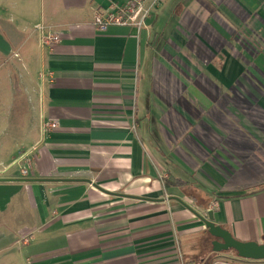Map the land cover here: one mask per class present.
Segmentation results:
<instances>
[{"label":"crops","instance_id":"1","mask_svg":"<svg viewBox=\"0 0 264 264\" xmlns=\"http://www.w3.org/2000/svg\"><path fill=\"white\" fill-rule=\"evenodd\" d=\"M124 1L0 0V73L31 90L0 125L18 150L0 177L39 179L0 182V264H264L210 259L178 200L264 243V0H164L141 28L96 30ZM28 149L30 176L10 172Z\"/></svg>","mask_w":264,"mask_h":264},{"label":"built area","instance_id":"2","mask_svg":"<svg viewBox=\"0 0 264 264\" xmlns=\"http://www.w3.org/2000/svg\"><path fill=\"white\" fill-rule=\"evenodd\" d=\"M164 3V0H125L123 3L113 2L111 7L106 10H97L92 24L96 30L105 32L110 26H136L141 28L147 24V20L152 17L155 11ZM61 38L58 33L50 34L42 39L43 44L52 45L60 42ZM56 123H52L49 127H56ZM29 152L21 154L18 162L24 161L21 168V175L29 177L33 167V160ZM217 204L212 205V209L217 208Z\"/></svg>","mask_w":264,"mask_h":264},{"label":"rangeland","instance_id":"3","mask_svg":"<svg viewBox=\"0 0 264 264\" xmlns=\"http://www.w3.org/2000/svg\"><path fill=\"white\" fill-rule=\"evenodd\" d=\"M41 5V2H40ZM33 27V26H32ZM25 49H23L22 47H20L19 49V54L17 58V60L19 59V61H17L16 63V77L17 79H19V81H21V78L23 76H25V80H30L29 83H36V78L39 77V74L37 75V65L35 63V61L33 60L31 64H26V62L24 61V59L26 58V54L24 53ZM30 65V66H28ZM28 73L30 75H28ZM21 78H20V77ZM8 76H7V72L5 70L4 74L0 73V79L2 81H0V125L1 127H5L7 125V119L9 120V117L11 115V112L13 111L12 109V102H11V97L12 94H14V88L16 90V92H23V94H31V90H25L23 86H20L19 82L16 80L15 84H13L12 80L9 79L8 81ZM23 80V78H22ZM40 80V79H39ZM22 93L20 95H23ZM22 100L18 101V104L21 106L23 104V102H21ZM17 103V102H16ZM25 105H28V108L31 111V114L35 116V119L38 120V117H40V101L35 100V98L31 101V102H27L25 101ZM22 152L19 154V157L15 160L18 161L20 159L21 154L25 153V152H29L30 149L28 150H21ZM14 153V157L17 156L18 150L17 149H10L8 150V152H6V150H0V158H4V161H6L7 159V163L9 161H12L13 158H11L10 155L7 154H13ZM22 163V162H21ZM21 163L17 162V163H9L7 164L5 167H10V172H17L20 170L21 168ZM21 165V166H20ZM204 239H201V242H203ZM213 241V240H212ZM212 241L210 239L207 240V242H203V245L206 247V251H209V253L211 252V257L216 256L217 254H224V255H229V256H237L236 252L233 250H228V251H223V252H218V253H213L212 250ZM210 257V258H211ZM245 260V259H243Z\"/></svg>","mask_w":264,"mask_h":264},{"label":"water","instance_id":"4","mask_svg":"<svg viewBox=\"0 0 264 264\" xmlns=\"http://www.w3.org/2000/svg\"><path fill=\"white\" fill-rule=\"evenodd\" d=\"M39 179H29V178H5L0 177V182L8 181H35ZM183 203L188 209L193 211L204 223L208 229L209 234L214 237L212 241L213 252H223L228 250H233L236 252L238 258L260 261L264 260V243H259L256 241H241L234 237L232 232L225 227L218 225L214 221L213 209L207 211L206 216H202L189 205H187L181 199H178Z\"/></svg>","mask_w":264,"mask_h":264},{"label":"trees","instance_id":"5","mask_svg":"<svg viewBox=\"0 0 264 264\" xmlns=\"http://www.w3.org/2000/svg\"><path fill=\"white\" fill-rule=\"evenodd\" d=\"M166 183H168V181H167ZM176 183H178V184H182V185H183L185 182H183V181H181V180H177ZM213 253H217V252H213ZM219 255H221V254H217L216 256H213V257H218ZM213 257H211V258H213ZM211 258H210V259H211ZM210 259H209V260H210Z\"/></svg>","mask_w":264,"mask_h":264},{"label":"bare ground","instance_id":"6","mask_svg":"<svg viewBox=\"0 0 264 264\" xmlns=\"http://www.w3.org/2000/svg\"><path fill=\"white\" fill-rule=\"evenodd\" d=\"M245 260H247V259H245ZM254 261V260H253Z\"/></svg>","mask_w":264,"mask_h":264}]
</instances>
